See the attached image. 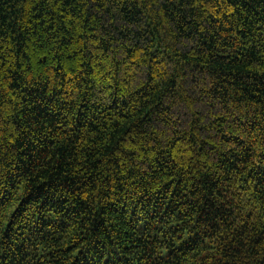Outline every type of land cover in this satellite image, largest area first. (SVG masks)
<instances>
[{
  "label": "trees",
  "instance_id": "obj_1",
  "mask_svg": "<svg viewBox=\"0 0 264 264\" xmlns=\"http://www.w3.org/2000/svg\"><path fill=\"white\" fill-rule=\"evenodd\" d=\"M0 264H264V0H0Z\"/></svg>",
  "mask_w": 264,
  "mask_h": 264
}]
</instances>
